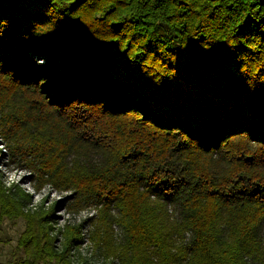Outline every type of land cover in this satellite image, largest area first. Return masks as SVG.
Listing matches in <instances>:
<instances>
[{
  "label": "trees",
  "instance_id": "16d2710c",
  "mask_svg": "<svg viewBox=\"0 0 264 264\" xmlns=\"http://www.w3.org/2000/svg\"><path fill=\"white\" fill-rule=\"evenodd\" d=\"M0 156L9 264H264V0H0Z\"/></svg>",
  "mask_w": 264,
  "mask_h": 264
},
{
  "label": "rangeland",
  "instance_id": "374dc122",
  "mask_svg": "<svg viewBox=\"0 0 264 264\" xmlns=\"http://www.w3.org/2000/svg\"><path fill=\"white\" fill-rule=\"evenodd\" d=\"M40 63H42V61ZM4 161V158L0 156V171L6 179V184H17L20 189L31 196L32 203L29 208H31L32 211L35 210L39 204H42L44 208H48L54 203L59 204L53 212L56 226L60 227L65 223H69L70 225L80 224L94 213V211L91 210L70 213L67 208L69 203L68 193H58L51 190L49 187H42L36 190L34 184L29 182V174L25 170H19L13 166H10V168L1 166V163H4ZM24 230L25 221L22 218L13 221L5 220L2 223L0 231V264H9L23 257V252L17 249V239ZM86 230H84V232ZM74 253L72 258L74 261L73 264H111L110 261L104 260L98 252L91 249L88 242H85Z\"/></svg>",
  "mask_w": 264,
  "mask_h": 264
}]
</instances>
